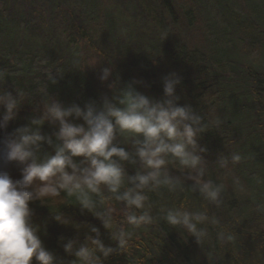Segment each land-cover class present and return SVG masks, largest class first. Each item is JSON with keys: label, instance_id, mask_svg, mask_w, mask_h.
I'll return each instance as SVG.
<instances>
[{"label": "trees", "instance_id": "1", "mask_svg": "<svg viewBox=\"0 0 264 264\" xmlns=\"http://www.w3.org/2000/svg\"><path fill=\"white\" fill-rule=\"evenodd\" d=\"M110 1L105 6L103 0H0V92L23 95L16 117L0 129V141L41 118L52 100L64 106L94 103L99 109L104 97L115 102L129 84L151 99L162 100L163 78L175 72L182 81L176 88L178 104L191 105L208 125L197 138L204 149L197 152L198 167L204 169V182L221 186L219 203L202 195L189 178L198 170L166 156L167 173L181 184L174 190L144 189L142 209L127 208L105 185L95 193L85 189L94 211L110 216L108 228L92 211L82 210L77 194L69 196L63 189L42 202H29L31 222L39 228L44 246L55 256V264H72L77 258L63 245L76 240L79 248L88 235L96 236L91 232L96 227L102 242L116 249L103 264H260L264 254V0ZM83 45L114 66L113 87L108 91H101L85 70ZM5 111L0 106V117ZM69 119L84 124L82 119ZM32 127L53 140L52 145L42 142L39 159L54 154L59 125L45 121ZM135 140L131 133L117 132L115 143L134 156ZM234 155L240 156L238 162H233ZM74 161L87 167L83 157ZM120 165L124 177L119 192L123 193L132 187L129 177L145 169L138 159ZM21 167L0 161V170L13 180L22 177ZM50 183L54 185L56 178ZM120 203L125 205L122 220L109 213ZM168 208L205 213L208 219L198 225L207 233L204 241L198 243L183 227L169 225L162 212ZM133 212L152 217L151 223L139 225L147 226L148 232L128 235L131 224L126 217ZM56 215L71 223L58 222ZM74 223L88 233L75 234L69 228ZM120 233L127 241L123 251L114 239ZM31 264H37L35 257Z\"/></svg>", "mask_w": 264, "mask_h": 264}, {"label": "clouds", "instance_id": "2", "mask_svg": "<svg viewBox=\"0 0 264 264\" xmlns=\"http://www.w3.org/2000/svg\"><path fill=\"white\" fill-rule=\"evenodd\" d=\"M110 75L111 69L105 67L99 79L107 81ZM49 78L55 82L52 76ZM181 82V77L175 72L166 75L162 100L151 99L129 84L120 90L115 102L104 97L103 106L99 109L94 103H87L84 107L77 103L64 106L52 100L46 104L41 118H34L31 125L16 128L0 141V161L4 164L16 162L22 166V177L17 180L11 179L7 171L0 170V264H31L33 257L37 264H55V256L44 246L38 235L39 228L31 222L29 202H42L48 194H56L58 189H63L69 196L77 194L82 210L92 211L108 228L111 226L110 216L94 211L95 205L85 189L95 193L105 185L117 194L118 200L125 202L127 208L142 209L146 200L144 189L157 190L167 186L174 190L181 184L179 178L167 173L166 156L178 160L184 168L198 170L197 175L189 178L195 181L202 195L219 203L221 186L211 181L204 182V169L198 167L201 158L197 152L204 149L200 148L197 138L208 125L191 105L178 104L180 97L176 88ZM22 99V93L17 98L11 93L0 92V106L6 108L0 117V129L7 128L16 117ZM69 118L82 119L84 124L72 123ZM45 121L59 125L58 131L54 132L58 143L54 145V154L41 160L38 153L42 142L52 145L53 140L32 125L42 126ZM117 132L131 133L136 137L134 156L115 143ZM74 157H83L87 167H79ZM135 159L145 171L129 177L132 187L120 193L124 177L120 162H135ZM232 159L238 162L240 156L234 155ZM224 163L226 161L222 166ZM52 178H56L54 185L50 183ZM162 212L169 225L183 227L196 237L198 243L206 238V231L198 227L208 219L205 213L181 208L162 209ZM126 218L135 226L152 222L147 212L140 216L133 212ZM55 219L62 224L71 223L64 215H56ZM212 222L218 223L216 220ZM91 232L96 236L88 235L86 243L79 248H75L76 240H68L63 245L65 252L77 258L72 264H103V260L116 251L102 242L98 228L92 227ZM114 239L123 251L127 245L125 234L120 233Z\"/></svg>", "mask_w": 264, "mask_h": 264}, {"label": "rangeland", "instance_id": "3", "mask_svg": "<svg viewBox=\"0 0 264 264\" xmlns=\"http://www.w3.org/2000/svg\"><path fill=\"white\" fill-rule=\"evenodd\" d=\"M105 6L106 5H111L110 0H103ZM101 45V44H100ZM103 46V45H101ZM104 47V46H103ZM81 55L83 56V66L85 70L87 71L88 75L91 77L92 81L95 83V85L101 90V91H108L113 87V79H114V66L109 64L102 56L99 54L95 53L91 48L88 46H82L80 50ZM107 67L111 69V75L107 81H101L99 79L100 75L102 74V70ZM109 213L115 215L118 217L120 220H122L123 217H125V205L123 203H120L118 206H114L109 210ZM78 223H74L72 225H69L70 230H73L75 234H80L84 235L88 233L87 229H84L85 227L79 225ZM150 229H148L147 226H135V225H130L127 229L126 232L128 235L132 234H138L140 231L142 232H148ZM86 243V242H84ZM84 243H80L81 245ZM261 263L264 264V254L261 256Z\"/></svg>", "mask_w": 264, "mask_h": 264}]
</instances>
